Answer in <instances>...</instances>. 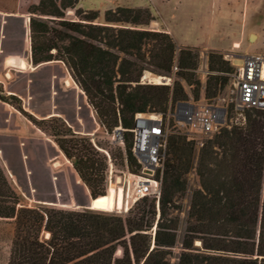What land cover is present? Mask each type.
I'll use <instances>...</instances> for the list:
<instances>
[{
    "label": "trees",
    "instance_id": "trees-1",
    "mask_svg": "<svg viewBox=\"0 0 264 264\" xmlns=\"http://www.w3.org/2000/svg\"><path fill=\"white\" fill-rule=\"evenodd\" d=\"M78 2L39 0L30 6L32 61H63L103 126L112 130L121 123L131 129L137 112H146L149 105L166 110L170 99L176 103L187 97L180 82L174 90L167 84L141 83L144 68L139 61L149 55L153 65L169 72L177 48L170 33L147 28L154 19L149 8L119 5L106 9L104 21L97 22L100 12L78 7ZM69 9L77 19L66 18ZM186 53L189 62L181 67L194 69L196 61L187 48L180 50V58ZM210 60L212 70L227 63L215 52ZM214 78L217 87L220 77ZM216 87L207 89L208 97L215 95ZM0 99H17L18 109L40 128L56 120L24 110L20 98L8 94L2 82ZM245 115V122L222 128L197 157L192 142L179 134L169 137L165 168L159 171L162 191L154 246L150 231L157 215L155 197L141 198L126 216L20 206L0 164V218H15L8 264H171L177 245L171 211L187 190L186 174L194 161L200 187L192 192L178 264H264V108L247 109ZM54 135L64 154L74 159L94 199L105 196V167L99 166L92 143L69 127ZM132 144L133 134L131 149ZM128 157L136 172L139 163L133 150Z\"/></svg>",
    "mask_w": 264,
    "mask_h": 264
},
{
    "label": "rangeland",
    "instance_id": "rangeland-1",
    "mask_svg": "<svg viewBox=\"0 0 264 264\" xmlns=\"http://www.w3.org/2000/svg\"><path fill=\"white\" fill-rule=\"evenodd\" d=\"M3 17L10 14L27 16L29 8L39 0H2ZM149 8L154 19L147 28L170 33L175 41L174 65L178 69L163 71L152 64L149 55L139 64L144 68L141 83L171 85L180 82L188 98L208 102L219 101L228 108V128L245 122V111L234 108V83L232 59L250 52H264V0H79L78 7L100 12L97 22L104 21V11L116 6ZM67 19H77L74 9H69ZM9 23L3 25L6 35ZM21 33V29L18 28ZM251 34L255 38L251 39ZM30 36V34H29ZM29 42V37L27 38ZM238 46H235V43ZM14 43V42H13ZM5 44V41L3 42ZM18 47L14 44L11 48ZM151 47V46H150ZM187 48L194 56V69L182 68L189 62L188 53L180 58V50ZM219 53L225 62L219 70H212L210 53ZM26 63V62H25ZM37 65V64H35ZM173 65V66H174ZM27 65L25 66V68ZM19 68L20 65H19ZM7 69L0 71V82L8 94L20 98L24 110L38 118L55 117L45 128L36 126L19 109L17 99L9 102L0 99V164L12 187L20 198V206H49L64 209L89 210L126 216L140 203H125V194L134 187L132 163L128 157L132 142L130 128L121 123L108 130L98 118L94 105L84 89L76 82L70 68L61 60L41 62L35 68ZM168 77V82H151L146 72ZM219 76L216 87V79ZM226 79V80H225ZM225 81V85L221 84ZM207 96V89L214 91ZM21 95H27V107ZM170 99L167 109L149 105L146 112L137 114H167L175 108ZM120 115V105L116 102ZM71 128L80 137L90 141L100 167H105L106 197L92 199L88 186L74 167V159L68 158L57 143L54 132ZM121 128V131L117 130ZM224 128V127H223ZM215 137V136H214ZM210 138L209 140L213 139ZM207 140V142L209 141ZM200 150L196 149V157ZM197 159V158H196ZM104 164V166H103ZM165 164L162 167V171ZM187 190L180 195L171 215L177 226V245L170 257L171 264H178L181 243L189 221L192 192L200 187L196 163L186 174ZM153 199L149 197V200ZM97 201V202H96ZM90 202V206L88 205ZM156 219L151 229L152 244L160 215V201L155 199ZM15 231V218H0V264H8Z\"/></svg>",
    "mask_w": 264,
    "mask_h": 264
},
{
    "label": "built area",
    "instance_id": "built-area-1",
    "mask_svg": "<svg viewBox=\"0 0 264 264\" xmlns=\"http://www.w3.org/2000/svg\"><path fill=\"white\" fill-rule=\"evenodd\" d=\"M234 71L233 106L238 111L264 108V52L246 53L232 59ZM177 70V65L173 66ZM136 114L132 150L137 157L139 169L133 172L134 187L125 194V203H134L146 196L159 200L162 191V170L167 155L168 139L179 134L200 150L210 138L223 127H229L228 108L224 103L208 102L204 98H188L176 102L167 114Z\"/></svg>",
    "mask_w": 264,
    "mask_h": 264
},
{
    "label": "crops",
    "instance_id": "crops-1",
    "mask_svg": "<svg viewBox=\"0 0 264 264\" xmlns=\"http://www.w3.org/2000/svg\"><path fill=\"white\" fill-rule=\"evenodd\" d=\"M3 2L0 0V71L1 70H16L19 68V62L25 61L27 67L24 69L35 68L39 64L35 65L32 61L31 54V42L29 36V18L21 13L19 15L10 14L13 16L9 21H6L3 17L2 11ZM9 23V29L4 35L2 29L3 25ZM18 28L21 29V33L18 32ZM29 37V42L27 38ZM5 41V44L3 42ZM14 42V43H13ZM16 44L15 48H11ZM254 53V52H250ZM11 91H8L10 93ZM27 95H21L24 105L27 107Z\"/></svg>",
    "mask_w": 264,
    "mask_h": 264
},
{
    "label": "bare ground",
    "instance_id": "bare-ground-1",
    "mask_svg": "<svg viewBox=\"0 0 264 264\" xmlns=\"http://www.w3.org/2000/svg\"><path fill=\"white\" fill-rule=\"evenodd\" d=\"M251 39H254L256 36L255 34H251ZM239 44L236 42L235 43V46H238ZM240 57H236L235 60L238 61ZM22 67H25L26 66V63L25 61H21L19 62ZM145 78H147L149 81L151 82H155V83H159V82H162L163 80H165L166 82H168L169 78L168 77H165V76H162V75H159V74H154V73H151V72H146L145 73ZM152 117H155V115H151ZM100 197H106V196H100ZM99 198V197H98ZM97 198V199H98ZM97 202V201H96Z\"/></svg>",
    "mask_w": 264,
    "mask_h": 264
},
{
    "label": "water",
    "instance_id": "water-1",
    "mask_svg": "<svg viewBox=\"0 0 264 264\" xmlns=\"http://www.w3.org/2000/svg\"><path fill=\"white\" fill-rule=\"evenodd\" d=\"M163 81H165V80H163ZM262 106H264V97H263V99H262ZM117 130L121 131V128H118ZM94 198H95V197H92V199H94ZM88 205H89V206L91 205L90 202H89ZM154 241H155V240H153V246H154Z\"/></svg>",
    "mask_w": 264,
    "mask_h": 264
}]
</instances>
